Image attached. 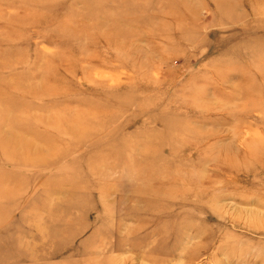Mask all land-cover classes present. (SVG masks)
Here are the masks:
<instances>
[{
    "label": "rangeland",
    "instance_id": "1",
    "mask_svg": "<svg viewBox=\"0 0 264 264\" xmlns=\"http://www.w3.org/2000/svg\"><path fill=\"white\" fill-rule=\"evenodd\" d=\"M0 87V264H264V0H0Z\"/></svg>",
    "mask_w": 264,
    "mask_h": 264
},
{
    "label": "bare ground",
    "instance_id": "2",
    "mask_svg": "<svg viewBox=\"0 0 264 264\" xmlns=\"http://www.w3.org/2000/svg\"><path fill=\"white\" fill-rule=\"evenodd\" d=\"M216 8V10L219 12V11H225V10H228V5L225 3V2H219L218 4H217V6L215 7ZM48 87V86H47ZM45 89V88H44ZM43 89V90H44ZM48 90H50V88L48 89ZM28 91V90H27ZM45 92H46V90H44ZM1 92H3V88H1L0 87V93ZM45 92H42V93H45ZM48 92V91H47ZM33 93V92H32ZM40 93H41V91H40ZM37 94H39V93H37ZM39 96H41L40 94H39ZM18 105V104H17ZM6 107H8V105L6 106ZM11 107V106H10ZM17 107V106H16ZM9 108V107H8ZM17 117V116H16ZM21 117V119H23L24 120V117H22V116H20ZM70 120V119H69ZM14 121V120H13ZM17 120L15 119V122H16ZM73 121V120H72ZM26 123V122H25ZM74 123V122H73ZM71 127V126H70ZM73 128H75V127H73L72 126V128L70 129L69 127L67 128L66 127V132L67 133H69V135H71L72 137H76L77 135V132H76V134H75V132H74V129ZM77 129V128H76ZM10 139V138H9ZM8 139V140H9ZM14 142L13 143V145L15 146V145H18V144H15L16 142H19V139L17 140V138L16 137H12L9 141H4V142H8V143H11V142ZM22 141V140H21ZM23 142H25V141H23ZM26 143V142H25ZM12 144L11 145H9V144H5L4 146H2L1 148H2V155H4L5 156V159L6 160H8V161H13L14 159H17L18 160V158H19V154H17V153H15L14 151H12V149H11V151H10V146H13ZM235 152V151H234ZM27 153V154H26ZM25 153V155H21L22 157H20V159H24L23 161H25V162H21L20 161V163L19 164H21V165H24L25 166V164L26 165H28L29 163H41V161H44V159L46 158L45 156H43V155H41V154H38V152L37 153H35V154H29V152H26ZM58 154H59V152H57ZM46 154V153H45ZM97 154V153H96ZM61 156V155H60ZM45 157V158H44ZM14 158V159H13ZM54 158H56V157H53V160H54ZM48 159V158H47ZM51 160V159H50ZM53 160H51V161H53ZM48 161H49V159H48ZM55 161V160H54ZM53 161V162H54ZM50 163V162H49ZM41 164H48V163H46V162H42ZM161 168V167H160ZM158 170V169H157ZM164 171V170H163ZM1 184H2V182H1ZM4 184V183H3ZM185 184V183H184ZM146 190V189H145ZM148 190V189H147ZM193 195V194H192ZM188 196V195H187ZM188 198V197H187ZM196 199V198H195ZM198 199V198H197ZM192 200V199H191ZM193 201V200H192ZM197 201V200H196ZM193 204V203H192Z\"/></svg>",
    "mask_w": 264,
    "mask_h": 264
}]
</instances>
